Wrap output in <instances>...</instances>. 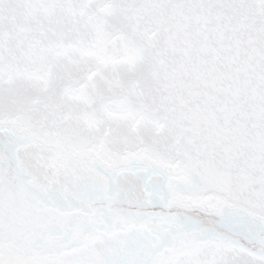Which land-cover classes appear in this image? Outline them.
Returning <instances> with one entry per match:
<instances>
[{
    "label": "snow or ice",
    "instance_id": "obj_1",
    "mask_svg": "<svg viewBox=\"0 0 264 264\" xmlns=\"http://www.w3.org/2000/svg\"><path fill=\"white\" fill-rule=\"evenodd\" d=\"M0 264H264V0H0Z\"/></svg>",
    "mask_w": 264,
    "mask_h": 264
}]
</instances>
